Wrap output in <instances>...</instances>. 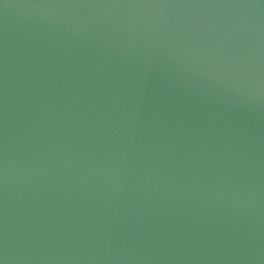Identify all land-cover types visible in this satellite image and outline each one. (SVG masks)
Segmentation results:
<instances>
[{
  "label": "water",
  "instance_id": "95a60500",
  "mask_svg": "<svg viewBox=\"0 0 264 264\" xmlns=\"http://www.w3.org/2000/svg\"><path fill=\"white\" fill-rule=\"evenodd\" d=\"M0 264H264V0H0Z\"/></svg>",
  "mask_w": 264,
  "mask_h": 264
}]
</instances>
